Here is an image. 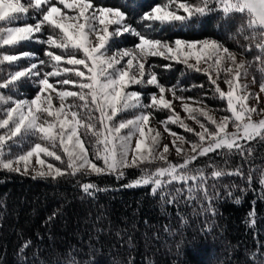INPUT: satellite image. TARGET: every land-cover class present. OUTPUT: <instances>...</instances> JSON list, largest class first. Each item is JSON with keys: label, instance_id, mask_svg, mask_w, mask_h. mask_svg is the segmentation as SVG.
<instances>
[{"label": "snow or ice", "instance_id": "obj_1", "mask_svg": "<svg viewBox=\"0 0 264 264\" xmlns=\"http://www.w3.org/2000/svg\"><path fill=\"white\" fill-rule=\"evenodd\" d=\"M217 12L222 13L224 20L240 14L245 22L230 39L239 45L240 55L253 52L255 48L254 60L264 72V0H166L148 7L143 0H122L119 6L113 7H97L92 0H0V49H14L25 42H35L47 46L43 54L48 58L38 59L27 51L0 52V66L14 67L6 75H0V170L32 174L33 179L51 177L56 180L78 173L116 175L119 179L124 177V169L136 167L141 168L142 174L125 187L151 185L155 195L174 182L188 184L192 181L187 188L186 202L196 199L198 191H203L207 197L209 176L204 169L189 167L193 161L221 149L235 151L241 156L246 151L250 154L251 149L241 141L264 140V118L253 120V115H264V109L258 110L248 104L251 96L259 101V95L249 93V85L242 82L249 74L252 61L238 60L237 52L215 39L167 41L145 30L155 33L158 26L175 27L176 24L191 27L198 18ZM128 16L137 19L138 24L129 23ZM28 20L34 23H27ZM125 34L137 38L131 49L116 46V39ZM237 37L247 43H241ZM53 50H60L59 54ZM77 53L82 55L78 58ZM149 57H162L203 72L218 98L226 101L225 110L231 116L217 121L202 100L178 96L176 86L161 84L156 72L152 71L156 66L146 68ZM22 60L29 63L19 64ZM3 71L0 67V72ZM222 75L227 91L218 83ZM54 77L63 78L50 82ZM28 82L37 86L35 96L18 98L13 90ZM252 82H256L255 77ZM68 85L79 91L67 90L65 86ZM136 85L152 86L158 92L150 93L145 103L142 92L131 90ZM259 88L264 92V82ZM166 92L171 93L172 100L166 98ZM68 98L72 100L69 102ZM54 99L59 100L58 107L54 106ZM173 100H180L188 118L200 124L201 131L195 133L199 142L191 143V155L183 149L185 138L168 127L175 124L187 132H194L173 109ZM185 101L198 106L192 107ZM163 110L171 115L159 123L173 137L172 145L177 155L184 153L182 163L168 161L167 144L159 151L161 133L149 126L153 111ZM126 111H134L133 118L114 122L118 113ZM201 116L214 125V130L200 123L198 117ZM229 124L235 131H228ZM124 129H128L126 134H122ZM87 136L94 138L93 155L103 166H97L89 158L82 139ZM24 145H27L24 151H14V146ZM57 149L67 157L63 170L41 158L50 157L65 163ZM33 158L35 165H32ZM156 160L164 161L166 166L154 171L141 167ZM225 175L243 173L238 169L225 171L214 167L210 174L216 179ZM247 179L251 182V175ZM260 182L264 184V176ZM81 187L88 195L101 191L94 183H84ZM181 194V189L167 193L171 198L166 202H178Z\"/></svg>", "mask_w": 264, "mask_h": 264}, {"label": "trees", "instance_id": "obj_2", "mask_svg": "<svg viewBox=\"0 0 264 264\" xmlns=\"http://www.w3.org/2000/svg\"><path fill=\"white\" fill-rule=\"evenodd\" d=\"M92 2L97 7H113L122 0ZM165 2L143 0L145 7ZM221 17L222 13L217 12L198 18L191 27L176 24L158 26L155 33L145 31L163 40L211 38L240 53L239 45L230 36L236 35L245 21L240 14L231 20ZM127 21L138 24L132 16ZM237 38L247 43L242 37ZM46 47L25 42L0 52L27 51L35 58L47 60L43 54ZM53 51L59 54L60 50ZM255 52L254 48L242 56L251 58ZM81 55L77 53L78 58ZM150 62L156 66L153 71L160 83L176 86L178 96L202 100L229 115L226 101L218 98L203 72L188 69L182 63L165 62L161 57H151ZM18 63L27 65L29 61ZM168 64L171 68L163 67ZM11 68L3 72L14 70ZM61 78H50V82ZM65 88L79 91L71 85ZM36 91L37 86L31 82L13 90L18 98L33 97ZM82 139L93 159L94 138ZM241 143L251 149L250 154L246 151L241 156L221 149L193 161L189 167L204 169L209 176L208 195L198 191L196 199L187 202V188L192 181L174 182L155 195L151 185L125 187L142 174L141 168L136 167L124 169L125 175L119 179L116 175L91 173L65 175L56 180L33 179L0 170V264H264V184L260 182L264 176V140ZM17 147L23 150L27 145L14 149ZM57 151L65 163L50 157L44 159L63 170L66 157L61 149ZM151 165L141 167L150 171L157 168ZM214 167L225 171L238 169L243 175L212 178ZM84 183H94L101 191L88 195L81 187ZM175 189L182 190L178 202L167 203L171 198L167 193H174ZM25 244L28 246L24 247Z\"/></svg>", "mask_w": 264, "mask_h": 264}, {"label": "rangeland", "instance_id": "obj_3", "mask_svg": "<svg viewBox=\"0 0 264 264\" xmlns=\"http://www.w3.org/2000/svg\"><path fill=\"white\" fill-rule=\"evenodd\" d=\"M59 7H61V6H59ZM61 8L64 11H68V10L63 9V7H61ZM133 37L134 36H131L129 34H125V35L117 38L116 41H115L116 46L121 48V49H123V48H128V49L133 48L134 44L137 42V38L136 37H134V40H131V38H133ZM203 39H211V38H203ZM203 39H200V40H203ZM174 40H167V41H174ZM113 51H115V48L113 49ZM231 51L236 52L234 50H231ZM150 59H151V57H149L148 60H147L146 68L148 67V65H151ZM237 59L238 60L252 61L251 66L248 68V73L249 74L242 82L243 83H247L249 85V87H248V92L249 93H253V94H258L259 95V101H257L255 96H251L249 98V100H248L249 106L257 107L258 110L259 109H264V92H260V88H259L260 83L264 82V72H262L260 70V68H261L260 63L254 60V56L250 58V57L242 56L238 52H237ZM164 61L168 62V63L174 62V61L166 60V59H164ZM0 67H3V66H0ZM7 67L8 68H6L5 70H7L9 68L12 69L11 66H9V65ZM79 67H82V66H79ZM152 71H153V69H152ZM6 74H7V72H0V75H6ZM253 77H255V80H256L255 83L252 82L253 81ZM218 83H219L221 89L227 91L228 86L224 83L223 75L221 76V78L218 81ZM131 90L142 92L144 94L143 95V100H144L145 103L148 102L150 93L158 92V89H156V88H154L152 86L141 87L139 85L133 86V88ZM52 95L55 96V93H53ZM165 95H166L167 99L172 100L171 93H167L166 92ZM33 97H30V98L25 97V98H20V99H31ZM193 100H195V99H193ZM185 102H188L190 104V106H192V107H197L198 106V105L192 103V101H185ZM53 104H54V106L58 107L59 106V100L54 99ZM172 104H173V109L175 110V112L177 114H179L180 118L183 119L184 122L190 128L194 129V132H187L183 128H181V127H179V126H177L175 124H169L168 125V127L171 129V131L176 132L178 135L183 136L185 138L186 143L183 145V149L185 150V152H187L189 155H191L192 154V152H191V143L199 142L198 137L195 135V133L201 131L200 124L197 123L196 120L188 118V113H186L184 111L183 103L180 100H173ZM204 105L207 106V108L210 110V114L213 115L217 121H219L221 119V117H223V116H229V117L231 116L230 112H229V115H225V113H224L225 111L222 112V110H219V109H217L215 107L207 105L206 103H204ZM135 111L138 112L139 110H135ZM148 111H152V110L149 109ZM134 114H135L134 111H126V112L118 113V115L115 118L114 122H119L120 120L131 119V118H133ZM95 115L98 116L99 113H96ZM169 115H171V113L168 110L153 111L152 118L149 121V126L154 128V129H156L157 131H159L161 133L159 151H162L163 150V146L165 144H167L169 146V152L166 154L167 157H168V161L173 163V164H178V163H182L183 162L184 153H181L180 155H177L176 149L172 145L173 137L171 135H169L168 132L164 131L163 125L159 123V121L166 119ZM261 118H264V115H262V116L253 115V120H259ZM198 119H199L200 123L205 124V126L208 127L210 130H214V125L210 124L204 117L201 116V117H198ZM228 131H230V132L231 131H235V129L232 127L231 124H229ZM127 132H128V129L122 130V134H126ZM135 143H136V137H134L133 141H132L133 148L135 147ZM24 150L25 149L22 150L19 147L14 149V151H24ZM130 156H131V154H130ZM41 158L44 159L45 157L42 156ZM90 159H92V158H90ZM44 160L46 161V163H51V162H49L46 159H44ZM66 160H67V157H66ZM93 161L95 163H97V166H103V162L102 161L95 160V158H93ZM151 164H152L151 167H153V168L154 167L158 168L159 166H162V167L166 166L165 162L164 161H160V160H156V161L152 162ZM32 165H35V158H33V160H32ZM155 169H153L152 171H154ZM26 176L32 177V174H29V175H26Z\"/></svg>", "mask_w": 264, "mask_h": 264}]
</instances>
